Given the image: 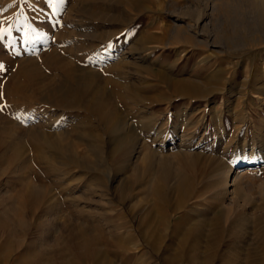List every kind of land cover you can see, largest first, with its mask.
Listing matches in <instances>:
<instances>
[{
    "label": "rangeland",
    "instance_id": "obj_1",
    "mask_svg": "<svg viewBox=\"0 0 264 264\" xmlns=\"http://www.w3.org/2000/svg\"><path fill=\"white\" fill-rule=\"evenodd\" d=\"M0 17L12 26L0 38V226L8 194L18 231L26 190L43 194L27 246L0 234V251L13 248L0 264L87 244L103 263L137 264L135 252L150 257L136 251L143 235L162 264H264V3L0 0ZM65 152L78 167H63ZM161 216L182 223L175 241L149 225Z\"/></svg>",
    "mask_w": 264,
    "mask_h": 264
},
{
    "label": "bare ground",
    "instance_id": "obj_2",
    "mask_svg": "<svg viewBox=\"0 0 264 264\" xmlns=\"http://www.w3.org/2000/svg\"><path fill=\"white\" fill-rule=\"evenodd\" d=\"M67 1V0H66ZM260 4H263L264 3V0H259ZM201 18L197 21L198 23L200 22ZM114 22L117 21L116 19L113 20ZM199 25V24H198ZM54 58V57H53ZM52 58V59H53ZM55 59V58H54ZM28 78H32V74L31 76L30 75H26ZM90 84V83H89ZM17 88L18 87H15L14 89V93H8L7 94V103L12 106L14 103H18L15 101V97L14 96H17ZM14 94V95H13ZM78 93H73L71 98L74 100V99H77L78 97ZM14 97V98H12ZM9 100V101H8ZM94 100H96V97H94ZM97 105H95V102L91 103V105L89 106V108L91 109L92 112H95L97 114H100V111L102 112L103 110V105H101L99 102H96ZM74 102H68L64 105V107L66 109L68 108H73ZM8 107V106H7ZM8 109V108H7ZM10 109V107H9ZM8 109V110H9ZM105 110H103L104 112ZM7 115V118L11 117L12 115V109L9 110L7 113H5ZM104 113H102L103 115ZM3 116L0 115V118H2ZM111 123V122H110ZM115 124V122H114ZM112 125V123H111ZM116 125V124H115ZM112 128V127H111ZM116 129V128H115ZM114 130V129H113ZM115 131V130H114ZM119 131V130H118ZM117 133V132H116ZM120 133V132H119ZM107 134V133H106ZM111 134V133H110ZM118 134V133H117ZM85 135L87 136H90V137H93L87 133H85ZM100 135V134H98ZM105 135V134H104ZM84 136V135H83ZM109 136V135H108ZM86 137V136H85ZM98 137V136H97ZM95 138V137H94ZM97 139L98 143H99V140L98 138H95ZM115 141V139H114ZM105 142H106V139L102 136V138L100 139V143L98 144L99 146L101 147H104L105 146ZM109 142H111V140H109ZM111 143H114L113 140ZM129 143V142H128ZM131 143V142H130ZM121 145V144H120ZM115 146V145H114ZM14 147L15 144H14ZM97 147V146H96ZM128 148V147H127ZM121 150V149H120ZM66 153L65 152V158H64V163L63 164V167H68V166H79V163H77L75 160H73V157L72 156H66ZM256 164V163H255ZM254 164V165H255ZM245 166H252V161H243V162H238L237 164V167H245ZM247 168V167H246ZM233 171V169L231 170ZM229 171L226 175H225V180L228 181L230 183V187L234 184V179H233V174L232 172ZM238 171V170H237ZM225 181V182H226ZM184 187L186 186V184L184 183L183 184ZM182 185V186H183ZM184 187L183 188H180L181 189V193H185V190H184ZM228 187V185L226 184V188ZM47 191H50L51 188L50 186L47 187L46 189ZM27 192L25 193V201L23 203V206H24V216H25V220H23V222L20 223V226L21 228H19V231L16 229V228H6L7 225H12L15 223V216L13 215V212L14 210H16V203H14V200L11 198V195L8 194V206H6V209H7V214H8V223H4L5 225H2L0 226V234H2L3 232L6 234L7 231H11V233L9 234H12L13 236H15V238H19V240H21V244L22 245H26L28 242H27V237L30 233V230L31 228L30 227V220H31V216L33 214H35L38 210V206L40 204V201L42 200V196L43 194H37V193H33V192H30L28 191V189L26 190ZM162 194V192L159 190V189H155L153 192H152V197L155 199L154 201V208H157L158 204H162V200L159 199V196ZM65 195V194H64ZM157 197V198H156ZM182 205V201L179 202V206ZM163 206V205H162ZM168 209H170L171 211H174V210H177L175 209L173 206H170L167 208V211ZM169 212V211H168ZM169 216V215H168ZM133 218H136L133 216ZM141 221V220H140ZM163 222L164 224V230L166 232V238L168 239V241L170 242H173L175 241L177 238H179V234L181 232V225L182 223L181 222H178L176 224H172L171 223V219L165 217V216H161L159 217L157 220H150L149 222V225L152 223V224H157L158 226L159 225H162ZM3 224V223H2ZM4 226V227H3ZM160 227V226H159ZM138 228H142V225H141V222L140 224H138V227L137 228H133L132 229V232H135V231H138ZM19 233H21L20 235H18ZM46 233V232H45ZM8 234V233H7ZM6 234V235H7ZM3 235V234H2ZM132 239L135 238V236L133 234H130ZM23 238V239H22ZM143 238V241L144 243H141L139 245L136 246V251H140L142 252V250H146L149 254H150V257L148 259H145V261L142 262V260H140V258L142 256H139L137 254V252L134 253V255H136V263L137 264H162L159 260H158V257L157 256H161L162 253H163V247L161 248H156L154 247L152 244H151V241L149 240V238H147L146 236H142ZM2 239V238H1ZM9 239V235H8V238ZM6 239V241H7ZM14 241V240H13ZM6 244V243H5ZM29 244V243H28ZM4 245V244H3ZM44 245V244H43ZM6 246V245H4ZM27 246V245H26ZM122 246V245H121ZM10 247V245H9ZM92 247V246H91ZM150 248L152 250V252L150 250H148V248ZM193 247L195 248L196 245H193ZM6 249V251L8 252V255H7V252L6 251H0V257H4V258H12V249L13 248H4ZM29 249H30V245H28V247L22 249V252H20V256L18 257V260L20 258H25L28 254L31 253V251L29 252ZM1 250V248H0ZM78 250H81V249H78ZM78 250L76 249V247H74L73 249H68L67 247L65 249H63V252L59 255V257H51V256H48L47 254L45 253H42L43 251H39V253L36 255V254H33L35 255L34 257H36V261L34 264H46V262H51V263H57L58 261H62L63 264H107V263H103L101 261L98 260V258L96 257V254H94L92 251H90V246L85 245L84 246V249L82 248L83 250V253H79ZM94 250V249H93ZM95 251V250H94ZM96 252H99V251H96ZM6 255H4V254ZM100 253V252H99ZM209 251H206L205 254H208ZM146 254L145 252L142 254L144 257ZM156 255V256H155ZM21 256H24V257H21ZM68 256V257H67ZM138 256L140 258H138ZM196 258H199V256H196ZM101 260H103L101 258ZM195 259H192L191 261H194ZM206 261H210L211 258L210 257H206L205 258ZM31 261V260H30ZM30 261H27L25 264H31ZM109 262V261H108ZM162 262H164V260H162Z\"/></svg>",
    "mask_w": 264,
    "mask_h": 264
},
{
    "label": "snow or ice",
    "instance_id": "obj_3",
    "mask_svg": "<svg viewBox=\"0 0 264 264\" xmlns=\"http://www.w3.org/2000/svg\"><path fill=\"white\" fill-rule=\"evenodd\" d=\"M50 3H62L63 0H49ZM7 25V27L5 26ZM11 21L5 20L4 18L0 17V38H2L4 35L9 34L11 32ZM0 70H4L3 66L0 65Z\"/></svg>",
    "mask_w": 264,
    "mask_h": 264
}]
</instances>
